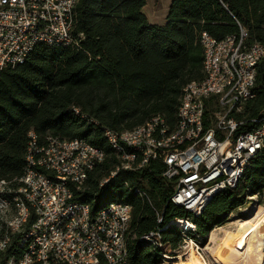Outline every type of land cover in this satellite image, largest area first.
I'll return each instance as SVG.
<instances>
[{
	"label": "trees",
	"instance_id": "16d2710c",
	"mask_svg": "<svg viewBox=\"0 0 264 264\" xmlns=\"http://www.w3.org/2000/svg\"><path fill=\"white\" fill-rule=\"evenodd\" d=\"M145 5L146 0H76L71 30L76 43L40 42L24 62L0 69V179L16 186L31 130L39 142L50 134L96 144L106 156L88 172L83 189L74 190L75 199L92 209L110 201L130 203L129 261L160 264L162 246L174 249L184 237L204 244L247 196L264 195V147L251 157L235 187L216 192L193 215L170 202L174 182L162 175L159 160L119 170L99 186L117 164L103 131L131 129L155 115L173 127L184 85L203 78L200 33L221 39L241 26L248 42L264 45V0H170L162 22H151ZM253 92L247 117L264 111V56L256 65ZM250 128V123L242 126ZM175 218H187L194 228L183 236L170 223ZM153 231L159 232L158 240L142 238ZM17 239L16 233L0 264Z\"/></svg>",
	"mask_w": 264,
	"mask_h": 264
},
{
	"label": "built area",
	"instance_id": "2783aa9c",
	"mask_svg": "<svg viewBox=\"0 0 264 264\" xmlns=\"http://www.w3.org/2000/svg\"><path fill=\"white\" fill-rule=\"evenodd\" d=\"M75 3L0 0V69L24 62L40 42L64 47L76 43L71 33ZM247 37L241 26L221 39L200 33L203 78L184 85L174 126L155 115L131 129H105L117 164L99 186L119 170L159 160L162 175L174 182L170 202L198 215L216 192L238 184L251 157L264 147V111L244 115L254 96L264 45ZM246 123L251 128L243 130ZM28 137L16 186L0 179V257L18 234L4 264H131L132 205L110 201L92 209L74 196L88 172L104 160V149L84 138L49 134L39 142L32 130ZM180 228L185 236L194 226ZM142 238L158 240L159 232Z\"/></svg>",
	"mask_w": 264,
	"mask_h": 264
},
{
	"label": "rangeland",
	"instance_id": "374dc122",
	"mask_svg": "<svg viewBox=\"0 0 264 264\" xmlns=\"http://www.w3.org/2000/svg\"><path fill=\"white\" fill-rule=\"evenodd\" d=\"M169 0H146L144 13L151 22H162ZM264 209V195L247 196L245 203L228 214L226 221L215 226L214 241L209 235L204 244H198L189 238H183L174 249L162 246L160 264H234L241 262L239 251L231 238L239 222L255 217L259 209ZM260 212L257 219L261 216ZM171 223V222H170ZM180 228L181 225H176ZM261 262V263H260ZM256 264H264V250Z\"/></svg>",
	"mask_w": 264,
	"mask_h": 264
},
{
	"label": "bare ground",
	"instance_id": "6f19581e",
	"mask_svg": "<svg viewBox=\"0 0 264 264\" xmlns=\"http://www.w3.org/2000/svg\"><path fill=\"white\" fill-rule=\"evenodd\" d=\"M260 212L262 214L257 219ZM171 223L181 225L183 228L193 226L192 223L189 221L186 223L181 218H175ZM231 238L234 239L233 242L240 252L241 262L239 264H256L260 259V253L264 250V209L260 208L255 217L250 220L239 222ZM209 240L214 241V232L209 233Z\"/></svg>",
	"mask_w": 264,
	"mask_h": 264
},
{
	"label": "crops",
	"instance_id": "0c3cea01",
	"mask_svg": "<svg viewBox=\"0 0 264 264\" xmlns=\"http://www.w3.org/2000/svg\"><path fill=\"white\" fill-rule=\"evenodd\" d=\"M170 1V0H169ZM168 6V5H167ZM165 16V15H164ZM148 17V16H147ZM164 18V17H163ZM163 20V19H162Z\"/></svg>",
	"mask_w": 264,
	"mask_h": 264
}]
</instances>
